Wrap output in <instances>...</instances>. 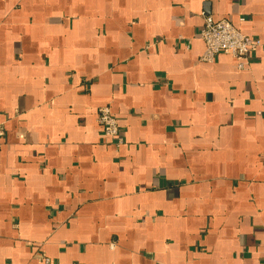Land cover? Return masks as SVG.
<instances>
[{
	"label": "crops",
	"instance_id": "obj_1",
	"mask_svg": "<svg viewBox=\"0 0 264 264\" xmlns=\"http://www.w3.org/2000/svg\"><path fill=\"white\" fill-rule=\"evenodd\" d=\"M203 15L264 40V0H0V264H264V50L201 61Z\"/></svg>",
	"mask_w": 264,
	"mask_h": 264
},
{
	"label": "built area",
	"instance_id": "obj_2",
	"mask_svg": "<svg viewBox=\"0 0 264 264\" xmlns=\"http://www.w3.org/2000/svg\"><path fill=\"white\" fill-rule=\"evenodd\" d=\"M203 20L204 26L199 32L205 43V51L200 57L203 62H213L217 55L226 53L231 55L242 69L249 65L251 53L264 50V40L247 35L227 19L216 20L211 15H203ZM97 121L105 136L112 139L116 147L125 143L119 121L110 106L98 109ZM4 133V128L0 125V136ZM43 259L50 263L49 258Z\"/></svg>",
	"mask_w": 264,
	"mask_h": 264
}]
</instances>
